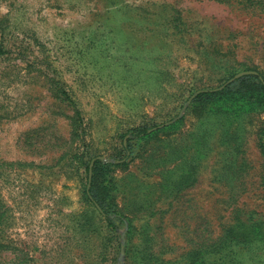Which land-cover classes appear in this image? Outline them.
I'll use <instances>...</instances> for the list:
<instances>
[{
  "label": "rangeland",
  "instance_id": "1",
  "mask_svg": "<svg viewBox=\"0 0 264 264\" xmlns=\"http://www.w3.org/2000/svg\"><path fill=\"white\" fill-rule=\"evenodd\" d=\"M246 70L264 0H0V264H264Z\"/></svg>",
  "mask_w": 264,
  "mask_h": 264
},
{
  "label": "trees",
  "instance_id": "2",
  "mask_svg": "<svg viewBox=\"0 0 264 264\" xmlns=\"http://www.w3.org/2000/svg\"><path fill=\"white\" fill-rule=\"evenodd\" d=\"M242 82L251 83L255 89H258L262 93L264 92V78L262 77V75L259 72L256 71V73L242 75L240 78H237V79H235V81L227 84L223 89L215 88V89H211V90L202 91L197 96V99L202 98V97H214V96H218V95L221 96L224 94V92L228 91L232 86H234L238 83H242ZM76 112H77L78 117H80L79 111L76 110ZM152 128L148 127V128L141 129L140 132L138 133V136L147 135ZM261 142H262V149L264 152V131H263V136L261 138ZM126 146L129 148V144H126ZM95 179H96V166H95V169L93 172L91 186L86 191V195L88 197V200L106 218L109 225L115 226V221L117 219L119 221L123 222L124 217L122 215L113 216V212L109 209V205L106 202L105 198H102V196L100 194H97L96 187L94 186ZM240 225H243V223L241 222ZM237 229L238 228H236V230ZM237 234H239L249 245H253V243H255L257 240H260V237L259 238L256 237L257 231L254 228V226H252L251 224L246 229H239ZM262 239H264V238L262 237Z\"/></svg>",
  "mask_w": 264,
  "mask_h": 264
},
{
  "label": "water",
  "instance_id": "3",
  "mask_svg": "<svg viewBox=\"0 0 264 264\" xmlns=\"http://www.w3.org/2000/svg\"><path fill=\"white\" fill-rule=\"evenodd\" d=\"M251 74V73H256V71H252V70H246V71H242L238 74H236L230 81L242 76V75H245V74ZM93 164H94V160L91 162V165H90V180H91V177H92V170H93Z\"/></svg>",
  "mask_w": 264,
  "mask_h": 264
}]
</instances>
